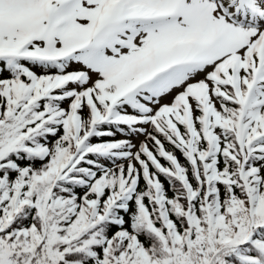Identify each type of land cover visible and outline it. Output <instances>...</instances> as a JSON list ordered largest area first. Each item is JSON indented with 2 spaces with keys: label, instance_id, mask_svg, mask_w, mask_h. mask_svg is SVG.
Wrapping results in <instances>:
<instances>
[{
  "label": "snow or ice",
  "instance_id": "snow-or-ice-1",
  "mask_svg": "<svg viewBox=\"0 0 264 264\" xmlns=\"http://www.w3.org/2000/svg\"><path fill=\"white\" fill-rule=\"evenodd\" d=\"M0 264H264V0H0Z\"/></svg>",
  "mask_w": 264,
  "mask_h": 264
}]
</instances>
